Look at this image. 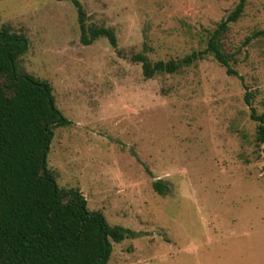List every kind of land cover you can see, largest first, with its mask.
<instances>
[{
  "label": "rangeland",
  "instance_id": "obj_1",
  "mask_svg": "<svg viewBox=\"0 0 264 264\" xmlns=\"http://www.w3.org/2000/svg\"><path fill=\"white\" fill-rule=\"evenodd\" d=\"M0 0V28L23 35L17 73L51 87L69 122L53 130L46 156L62 190L89 212L137 233L111 243L107 264H264V0H245L222 50L236 75L204 55L174 74L151 64L202 52L240 0ZM247 96L248 102L245 98ZM160 181L164 195L152 187Z\"/></svg>",
  "mask_w": 264,
  "mask_h": 264
},
{
  "label": "trees",
  "instance_id": "obj_2",
  "mask_svg": "<svg viewBox=\"0 0 264 264\" xmlns=\"http://www.w3.org/2000/svg\"><path fill=\"white\" fill-rule=\"evenodd\" d=\"M80 40L90 45L106 38L112 47L113 33L104 28H85V15L77 0ZM245 0L209 34L202 52H193L177 61L151 64L144 56L133 60L141 63L145 77L174 74L189 67L204 55L211 56L226 69H231V56L222 50V38L230 24L241 16ZM263 36L256 32L246 39ZM26 38L0 28V264H107L112 246L137 233L109 226L99 212L87 210L84 197L74 189L57 186L55 173L47 168L46 156L53 130L69 122L54 105L51 87L29 75L17 73L16 60L27 51ZM248 102L247 96L245 98ZM258 122L255 140L264 155V117ZM160 196L165 188L160 181L152 184Z\"/></svg>",
  "mask_w": 264,
  "mask_h": 264
}]
</instances>
